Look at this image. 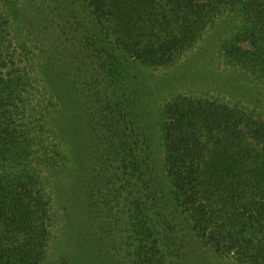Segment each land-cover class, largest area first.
Here are the masks:
<instances>
[{"label": "trees", "instance_id": "obj_1", "mask_svg": "<svg viewBox=\"0 0 264 264\" xmlns=\"http://www.w3.org/2000/svg\"><path fill=\"white\" fill-rule=\"evenodd\" d=\"M84 1V17L73 28L80 35L76 37L77 47L48 53L45 78L51 86L46 102L60 104L62 116L57 124L66 138L68 134L73 138L71 151L85 150L90 155L101 147L102 151H111L122 167L137 169L138 158L142 162L148 153L142 158L136 152L144 151L139 148L140 138L135 137L138 99L115 65L120 53L128 56L130 67L133 61L150 67L165 65L190 49L208 29L219 28L223 13L234 5L233 12L246 22L245 31L241 38L232 36L231 43L226 39L224 50L228 54H251L255 67L264 74L260 68L264 65V46L254 41L258 32L264 37V0ZM2 7L0 4V264H41L50 238V202L44 181L30 170L28 158L29 147L36 139L30 123L35 119L32 107L40 106L34 101L41 82L18 50L10 24L2 19ZM243 37L252 49L239 44ZM111 43L114 47L109 46ZM86 50L93 51L102 62L100 65L90 60L93 66L105 70L103 76L91 77V70L80 72L81 64L89 66L83 55ZM106 78L113 84L110 91L105 84L100 86ZM96 112L102 122L93 133L96 119L91 120V116ZM168 112L170 121L165 132L170 152L166 173L181 214L191 222L195 234L217 253L234 251L243 262L264 261V183L255 186L249 175H224L210 172L205 166L209 148L221 143H251L258 147L255 159L264 160V120L213 100L187 97L172 102ZM129 127L135 138L126 133ZM83 139H89L87 148L81 142L79 146L78 140ZM104 143L106 147L102 148ZM84 161L87 163L86 156ZM148 180L149 185L143 182L146 189L150 187ZM151 188L146 190L145 198L140 193L128 199L125 240L132 254L149 249L158 234L162 235L156 226L163 225L165 218L150 201ZM115 195H120L119 190ZM164 230L162 233L168 237L170 229L167 233ZM163 256L164 251L159 254L158 264ZM183 261L181 258L178 264Z\"/></svg>", "mask_w": 264, "mask_h": 264}, {"label": "rangeland", "instance_id": "obj_2", "mask_svg": "<svg viewBox=\"0 0 264 264\" xmlns=\"http://www.w3.org/2000/svg\"><path fill=\"white\" fill-rule=\"evenodd\" d=\"M0 4L3 6L2 19L10 24L18 50L41 82L34 101L40 106L32 107L35 119L30 123L36 131L33 134L36 139L29 147L28 155L30 170L44 181L50 202V238L41 264H158L157 259L163 251L165 256L159 264H178L181 258L185 260L183 264H264L263 258L243 262L234 251L219 254L197 236L191 222L174 203L166 173V157L170 152L165 132L170 121L168 108L179 97L194 101L213 100L264 120V74L255 67L251 54L243 56L231 51L228 54L223 47L226 39L231 43L232 36L240 35L241 38L245 31L246 22L233 12L236 5L223 13L224 21L219 23V28L208 29L190 49L165 65L150 67L133 61L130 67L128 56L120 53L115 65L122 70L126 83L130 82L138 99L135 106L139 127L135 137L140 138L139 148L144 151L136 149V152L142 158L148 153L142 162L138 158V168L134 169L122 167L111 151H102L101 147L95 148V154L90 155L85 150L77 152L74 148L71 151L70 140L73 138L69 134L66 138L57 124L62 116L60 104L46 102L51 88L45 80L48 53H58L62 47H77L76 37L80 35L73 28L78 27V20L84 17L85 1L0 0ZM256 34V45L264 46L263 35ZM239 44L252 49L244 37ZM109 46L114 47V44ZM84 53L89 66L81 64L80 72L87 74L91 70V77L103 76L105 70L90 63L92 60L102 64L94 52L86 50ZM260 68L264 72V65ZM108 80L106 78L100 86L105 84L110 91L113 84ZM82 87L86 86L83 84ZM95 119L93 133L100 129L102 122L97 112L96 116H91V120ZM129 129L126 133L135 138L133 130ZM88 140H78L79 146L82 147L81 142L87 148ZM101 146L104 148L106 144ZM209 151L205 164L208 171L234 177L249 175L255 186L263 185L264 160L255 159L256 154L259 156L257 146L247 142L221 143L211 146ZM141 176L144 179L142 184ZM148 178L150 187L147 189L152 187L154 194L150 193V201L165 218L163 225L156 226L162 235L158 234L159 238L156 237L152 247L141 249L144 253L132 254L125 240L128 199L140 196V193L146 197ZM116 189L119 196L115 195ZM132 190H135L134 194ZM168 228L170 235L166 237L162 230L167 233Z\"/></svg>", "mask_w": 264, "mask_h": 264}]
</instances>
